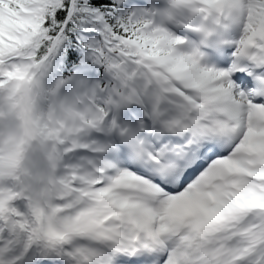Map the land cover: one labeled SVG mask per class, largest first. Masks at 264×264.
Here are the masks:
<instances>
[{
  "label": "snow or ice",
  "instance_id": "snow-or-ice-1",
  "mask_svg": "<svg viewBox=\"0 0 264 264\" xmlns=\"http://www.w3.org/2000/svg\"><path fill=\"white\" fill-rule=\"evenodd\" d=\"M0 264H264V0H0Z\"/></svg>",
  "mask_w": 264,
  "mask_h": 264
}]
</instances>
